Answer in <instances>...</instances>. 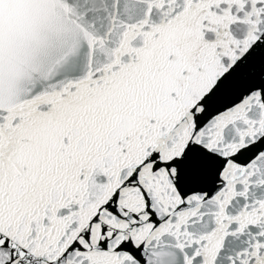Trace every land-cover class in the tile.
<instances>
[{
    "label": "snow or ice",
    "instance_id": "1",
    "mask_svg": "<svg viewBox=\"0 0 264 264\" xmlns=\"http://www.w3.org/2000/svg\"><path fill=\"white\" fill-rule=\"evenodd\" d=\"M0 264H264V0H0Z\"/></svg>",
    "mask_w": 264,
    "mask_h": 264
}]
</instances>
